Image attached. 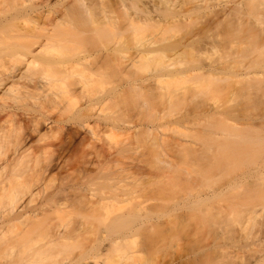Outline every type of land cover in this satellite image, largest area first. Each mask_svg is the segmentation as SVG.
Segmentation results:
<instances>
[{
  "label": "bare ground",
  "instance_id": "obj_1",
  "mask_svg": "<svg viewBox=\"0 0 264 264\" xmlns=\"http://www.w3.org/2000/svg\"><path fill=\"white\" fill-rule=\"evenodd\" d=\"M138 1L108 0L105 3V0H0V68H1L0 91H2V93L0 92V123L2 121H4L5 123L12 122L11 125L9 124H7V126L5 124L0 125V264H141L142 260L147 259L152 255L151 252L152 249L154 250V248L158 246L156 244H159V242L156 241H154L155 243L153 245L152 236L155 234L157 235L158 232L163 233V227L162 225L157 226L156 224H158V222L155 224L153 220V213L155 212V209L156 210L158 209L157 206L153 211V208L155 207L154 204L155 203L157 204V202L153 204L154 202L153 200L157 199V198L153 199L155 198V194L153 196L152 191L153 192L155 191L152 190L151 189L152 187L149 186L147 183H145L144 181H140L139 179H136V177L134 176L130 177L131 179H129L128 177H126L127 176L126 175L125 176L126 178H123L124 172L122 171H120L121 173L120 172L117 173V171L116 172L109 171L110 173L108 174L104 172L106 166L105 163L104 164L96 163L94 158L91 159L92 157L91 154L94 153H95V157L96 156L101 157L102 152L99 149H102L101 148L102 146L98 145L93 153L91 152V154L87 155L90 157L85 158L84 161L85 164L98 166L97 168L95 167V169L93 168L91 172H89V167L85 166L84 169L85 174L83 175V177L79 179L63 178L62 180L59 179V182L57 180L56 182L58 183H55L53 177L55 166L65 158L64 155L65 153L71 151L72 147L75 145L74 143L77 142L76 141L77 136L82 135V133L91 134L89 129L83 126V123H87L90 128H95L93 126V123L95 122L96 126H99V129L102 130L103 128L111 127V123H110L111 118L104 116L100 111V108L97 107V104H100V107H102L108 98H98V99H92L90 97L88 98V95H86V91L84 90L86 84L90 82L91 84L93 82H100V83L109 82V83L118 84L120 82H123L125 79L128 83L129 80L130 79L133 80L135 76V79L129 82L128 84H130L131 87L130 92L133 91L134 94L133 93L132 94L137 95L136 99H138V95L140 96V94H142L141 93L142 91L148 89V86L146 88V85H148L149 82H151V80L154 81L155 79L154 82H158L159 80L165 81L172 79L179 81L178 79L180 78L181 79L186 78L188 81L194 79L193 82H195V79L199 76H203L204 80L206 78V75L207 78L211 77L212 79L213 78L212 75L216 74V76H218L217 75L218 72H220V74H223L225 70L227 72V68L230 67L229 62L227 64L225 63L226 61H223L220 58L218 60L220 64L217 63V61L215 60L209 61L213 63L207 69V65L211 63L207 64L206 61L202 62L203 60L202 58H204L202 57L199 61L202 62L199 63L200 66H198L197 64L198 62L196 63L193 58L192 62H195V68H194V64H192L191 62L189 65L190 66L192 65L193 67L189 66L190 68H188L187 66H185L187 69L183 70L182 68L180 70L178 68L172 67V65H175L176 67L178 64L176 65L177 62H174L175 64L171 63L170 61H172L173 59H170L169 56L172 55L171 57L174 58V55L176 54H174L173 52H175L176 50H180V49L183 50V48L185 50V48L191 47L192 42L190 44V40L189 42L176 41L175 43V41H173L174 43H172L171 41V43L170 42L168 43L167 41L165 42L164 39L160 40V39L150 38L149 40H147V42L146 41L144 42L145 45L144 43H142L143 46L141 44V47L139 46V43L138 45H136L137 43H135V40H133L135 39L133 35L136 34L135 32L137 31V25L139 23L138 21H140V19L138 18L140 16V14H138L140 10L141 12H144L143 14L145 15L144 20L142 19L143 21L141 20V22H143V24H145L146 26L153 25V27L156 23H158L159 26L163 22L166 23L164 18L167 21L169 19V22H171L170 18L172 17L174 18L176 17V15L180 16L179 14L183 12L184 13L183 16H186L187 21L185 22L184 20L185 17H183V19L181 17V19L179 20H184L183 21L185 22L184 27H186V25L190 23L188 22L190 19L189 20L187 19V16L188 17L189 15L191 16L192 12L190 11L193 10L194 13L196 11L194 9L197 10L202 9L201 11H203V9H206L207 5L204 4L198 5V3L194 5L192 4L193 5V6L191 5L192 9H190L191 7L189 8V6L187 7L188 9H190L189 11L187 10L186 6L183 5L184 7L182 6L183 10L181 11V7L179 9L178 5H176L177 4L176 2L170 3L171 0H167L170 1L169 2L170 5L168 4L167 6L165 3L166 9L164 10L162 8L165 7H162L160 8V11L159 8L157 9L156 7V9L158 10L157 11L153 9L151 6H147V5H146L147 8L144 7L146 8V10L144 8L138 7L136 5ZM131 2L133 3V5H136V7H134ZM128 3H131L132 6L129 5ZM173 4L176 7L172 6ZM211 5L208 6V9L210 11L204 10L205 12H207V14L204 13V15L209 16L211 18L210 22H212V20H215V22L219 21L217 20V18L220 15V14L217 15V13H219V10L218 11L213 10L212 12L211 8H209ZM204 6L206 7L204 8ZM184 8L186 9L184 10ZM142 9L145 11H143ZM131 10L132 12H130ZM122 11H124L125 12L124 14L126 15H124ZM135 11L139 16L135 17L136 15L134 14ZM185 11L189 13H186ZM208 11L209 13L212 12L213 17H211L212 15L210 16L211 13L208 14ZM214 11L215 13L217 12L215 15H214ZM224 11L225 10L223 9L221 10V12L223 13L222 15H224V13H226L228 10L225 12ZM154 12L158 13L157 18H155ZM229 14H231V12ZM121 15L125 16V18H123ZM169 22L166 24H169ZM179 22L177 24H179ZM206 23L207 24H205V26L208 27L207 29H205L203 28L205 26H203L202 31L204 30L207 31L209 29L211 32H214L215 29H213V27L215 26H212L211 25L212 23H209L208 21ZM218 23L219 22H217L215 25H217ZM145 25L144 27H146ZM209 26H211L210 27L211 29L209 28ZM155 27H157V24L155 25ZM187 27L191 28V26L189 25ZM200 30L198 29L199 32ZM191 32L188 33L187 36L190 34L189 37H192L194 33L197 34V31L196 32L193 31L192 33ZM199 32L198 35L196 34L195 35L199 36L200 35ZM185 36L186 35H184V39H182L183 38L182 37L179 40L181 39L186 40L187 38H189V37L185 38ZM214 36L213 38H215ZM193 38L194 37H192V39ZM211 41L212 43L215 44L214 40ZM211 41H208L209 42L208 45L206 44L207 42L206 43L204 42L207 48L211 47L209 46ZM217 43L218 42H216V45L211 48L215 49L217 47ZM71 44H82L85 48L83 50L71 53L67 58H63L62 55H64V53L62 49L66 46L67 47L70 46ZM219 45L220 44H218V46ZM137 46L139 48L135 49V47ZM124 49L128 50V52L126 51L127 54H129L128 56H126L125 54H124L125 56L123 55V52L125 53V51H123ZM195 49L196 51L199 50L201 51L202 49L201 45H199V50H197L198 47L196 46ZM195 49L193 50L195 51ZM172 50L175 51L172 52ZM187 50L189 49L187 48L186 51ZM215 50H217V48ZM169 52L172 53L169 55L168 54ZM187 52L190 53L189 51ZM201 53L203 54L204 52ZM179 54L183 55L181 54V52ZM186 54L187 53L185 52V55ZM198 54H200V52ZM195 55L196 54H194V57L197 56ZM167 58L168 60L169 59L170 60L168 61ZM142 59L143 60L146 59L147 61L148 59L152 60V62H155V66H159V67L162 66V68L164 67L165 70L164 69L157 70L158 68L157 69L155 68L156 71L151 75H146V77L141 75L142 78L141 77L139 78L137 75H134L131 71L135 68L133 72H135V70L137 72V69H139L138 63L142 62L143 61ZM198 59L199 57H197V60ZM166 60L171 64L168 65L169 63L167 64ZM221 60L223 61L222 62L223 65H221L222 64L220 62ZM147 61H145L146 62L145 64H147ZM216 63L218 65H215ZM224 63L227 65V67H225L226 65L224 66ZM7 64H10V66H8ZM152 64L153 63H151L150 65L149 63L147 66L143 65L142 68L144 67L146 69L148 66L149 67L152 66ZM201 66L205 67L207 70L205 68H201ZM233 67L234 65L230 67V69L233 70ZM245 69L247 70L249 68L248 67L246 68L245 66ZM245 69L242 70L241 68L242 71L241 70L240 71L242 72V74H238L241 72L237 70L238 71L237 74L241 77L243 76V78H245V81L246 78L250 80L249 78H251L253 74H251L252 73L251 71H250L251 73H249V71L243 72L246 71ZM232 70L228 72L232 73L231 72ZM127 72L129 73L127 74ZM138 73L140 75V72ZM225 73L224 75H226ZM125 74H127L128 76L133 75V78L129 77V79H127L128 76ZM209 74L211 76H209ZM74 75L79 77L78 83L76 82V84L79 85V88L77 87L76 84L75 86L77 88L73 87L72 85H67L69 84L68 80H71V78ZM122 75L125 76V79L124 77L123 79L121 78ZM241 77H239L240 80H243ZM121 79L123 81H121ZM216 79L219 80L218 77ZM184 80L185 79H183V81ZM199 80L196 83H199ZM147 81L149 82L146 83ZM143 84L145 85V88L143 87L144 86ZM156 87H158V84ZM156 87H154V89H156ZM159 88L161 89L160 86ZM153 90H151V94L153 93L152 92ZM157 90L158 89H156L155 91ZM121 92L118 91L117 95L115 92V96L117 97ZM180 93L182 92H179V95ZM158 94L161 95L160 93ZM79 97L85 100L82 106L78 109V112L76 113L77 114L82 113L83 115L88 116L90 118L84 122H81V120L78 118L76 114L75 117L73 118L74 121L73 125L69 126L65 124L66 120L62 119L60 116H62V113L66 110L68 104L70 105V103L73 102L74 98L76 99ZM155 97L156 96H154L153 98ZM182 97H186V96H182ZM31 98H33L34 100ZM29 99H31L30 100L31 103L29 102ZM128 103L131 102L129 101ZM134 104L137 105L138 103H134ZM145 106L148 107L147 105ZM93 108H95L96 110L92 111ZM54 110H59L58 111L59 117L55 118L49 115V113ZM207 110H209V108ZM221 112L219 110L217 111L216 109L215 110L210 109L209 113L207 111V115H209V118H211V116L213 118V116L215 115L216 120L214 119L213 121H217L216 115L218 117L219 114H223L225 111L223 113ZM114 113L115 112H113L112 118L115 119L123 118L119 116V114L114 115ZM151 114H148L150 116L149 118L150 123L148 121V123H144L147 125L143 124L140 127L138 126L139 127L138 130L140 128L143 129L146 132V135H148L145 136L143 134L144 131L142 130L143 136L147 138L150 137L152 141L150 140L149 142H152V145L158 146V144L160 143L159 139L161 140V138L158 137L159 136L158 134H157L158 136L156 135L155 131H158V127L160 124L156 125L155 122H157V120L159 121L161 118L158 117L157 119L156 113L155 114L153 113L152 115ZM19 115L22 116L20 117ZM25 115H27L28 117H25ZM17 116H19V118ZM221 116L222 115H219V117ZM147 118L148 117H146V119ZM181 119H184V117ZM220 120L223 119L221 118ZM124 122L125 123L123 124L125 125H131L133 120H130L128 122L124 121ZM177 122L179 124V127H181L182 122L180 121L181 123H179V121H176L175 123L177 124ZM51 124H53L55 128L62 129V132L60 134L61 136L57 134H51L53 130L49 132L50 134L49 133L47 134L45 131H43L46 125H48L47 127L49 128ZM120 127H122V125H120ZM123 127L125 126L123 125ZM127 130L130 129H126V131ZM34 134H37L36 138H34ZM151 136L153 137V139ZM155 136L157 139L155 138V142H154ZM129 138L130 141L131 140L133 141L135 139V138L133 139V137L131 139V136ZM165 139L167 138L165 137ZM135 140H136L135 142L133 141L134 144L138 143L137 137ZM172 140L173 142L177 141L176 142L177 144L176 143L172 144L173 143ZM172 140L170 139L171 147L176 144L177 145L176 147H178L179 145V148H181L184 142L183 141L184 139H181L182 140L181 141L180 137L178 140H174L173 138ZM130 141L128 140L129 143L121 148L116 146V148H120L119 149L120 151L118 152L119 153L123 152V155L125 156L130 151L132 152L134 149H136V147L134 146L137 144L133 145L132 141L131 142ZM35 142H39L36 144L38 146L36 145L34 146ZM161 142L165 143V140L164 141L161 140ZM167 142L168 140H166V143ZM187 142L189 141L186 140L185 143ZM224 142L225 141H223L222 143L224 144ZM215 143L217 144V142H214V144ZM168 144L169 143H167V145ZM204 144L207 145V142ZM93 145H97V144L94 143ZM152 145L149 146L153 147ZM191 145L192 142L190 146L187 145V147H189L188 149H191V147L193 149L194 144L192 146ZM160 146L163 147V144ZM202 147H203L202 144L201 147L199 145L201 151L204 150L203 151L204 156L199 152L198 149H197L198 151L197 154L196 153L197 151H195L196 149L195 147H194L195 149L192 150L191 152L194 151L193 152L194 154L196 153L199 156L201 155L199 157V160L207 161V159L209 160L210 158H212L210 155H208L210 158L205 157V155L207 156L209 152L208 151L209 148L206 149V147L204 146L205 149L203 147L202 150ZM248 147L252 148L250 146ZM248 147H246V149L242 148L241 150L242 151L244 149L247 150ZM173 148L175 147H172L171 149ZM55 149L59 150L58 156L55 154V158L57 159L53 158L54 156L52 157L46 156L47 158H49L48 160L46 158L47 161H44L46 162V164L44 165L43 162L41 161L42 165H40L41 164V162L39 161L40 158L38 159L35 158L39 156L38 155L39 152L40 154L42 153L43 155L45 154L48 155L49 153L52 154L51 152H55L54 151ZM110 149H112L111 146ZM150 149L151 148H149V150ZM252 149H256V148H252ZM179 150L181 151L180 153H182L184 151V148L183 150L182 149ZM211 150H213V148H211ZM256 150L258 151V149ZM261 150L264 151L263 148ZM150 151L147 150V152L149 153ZM153 151H156V149L155 150L153 149ZM172 151H174V149ZM187 151L188 150L186 148L184 153L188 154V152H190ZM231 151L233 152L232 149ZM125 152H127V154H124ZM159 152L162 151H158L157 153ZM164 152H166L165 149ZM191 152L190 154L192 155L193 153ZM245 152H241L239 150V153L241 154L244 153L243 156L245 155ZM36 153H38L37 154L38 156H36ZM249 153L248 154L251 155L252 152L249 151ZM173 154L175 155V153ZM173 154L172 156H174ZM176 154H177V150H176ZM183 154L181 155L185 160L184 157L185 154L184 155ZM194 154L192 155V157L191 155L188 154L187 158L188 157L190 159L193 158ZM233 154H235V151L234 153H232V155ZM52 155H54V153ZM152 155L154 154L150 153V156ZM164 155L160 154L158 157H156V159L160 158V156H163L160 158L161 163L162 164L165 163V166L167 165L172 166L170 164L172 163L171 161L173 160L170 161L168 160L170 158H176L177 155H179V153L176 155V157H170L169 154H167L168 157L167 155H165V158L167 160L164 159ZM181 155H179L178 157H181ZM197 155L196 157H194L195 159H198ZM238 155L239 154H237V156ZM249 155H245V156L248 157ZM217 156L215 152V156H213V159L211 161L213 163H210V161H207L206 163L207 164L206 169L208 167L211 168L213 171H211L210 169V172L212 173L214 172L215 169L214 157H216L217 159ZM218 158L220 159V157ZM235 158L233 157V159L230 158L229 159L232 162V160H235ZM219 159L217 160L219 162L218 164H220L221 161V159L220 161ZM239 159L240 158H238L237 161H239ZM113 160L114 159H109V161H111V164ZM180 160H182V157L178 161ZM184 160L182 161L185 162V164H187L186 163L187 161ZM241 160H243V158ZM188 161L191 162V160L189 159ZM206 161H204V163ZM208 162H209V166H208ZM173 164H177L176 161L175 162L173 161ZM226 164L228 165L229 162H227ZM165 166L163 168H165ZM216 166L218 168L221 165H217L216 163ZM222 166H224V164ZM172 167L171 169H173ZM217 168L215 170H217ZM129 169H128L129 173L128 171H126L124 174H129L131 176V174L134 171L132 172L131 171L132 169L131 170ZM182 169L184 170V167ZM258 169L260 170L261 168ZM122 170L124 171V169ZM187 170L188 169H186L185 171ZM259 170L257 171V173L261 171ZM189 171L190 170L186 172V175L188 174V176L192 175L191 172ZM210 172L207 173L210 175L212 174ZM207 173H206L207 176L204 174L205 177L203 179L204 180L203 182H205V179H208L206 178L209 176ZM246 173H248V175L250 174V172H246ZM107 175L110 176L108 177ZM245 175L246 174L244 173V176ZM258 175L259 174H257L255 178L258 177ZM178 176L176 175V177ZM244 179L246 180V178ZM55 180H56V176H55ZM189 180L190 181L193 180L192 177ZM178 181L181 183L180 185H182V178ZM203 182L199 184L200 190L198 188V191H197V187H199L198 184H197L198 186L196 185L197 187H195L196 189L192 187L194 190V193L192 194L197 195V197L200 199V200L196 199V201L198 200L196 203H198L199 201L201 202V200L202 201L206 200L207 198L209 199V197L212 196L216 197V195L218 196L223 190V189L220 190L221 191L220 192L219 190L215 189L214 186H211L212 185L211 183L210 185H208L209 182H205L207 184ZM202 184H204V187L201 186ZM177 185L180 186L178 183ZM205 185L208 186L205 187ZM184 187L182 185L181 188H179L181 189V194L179 195L180 197L183 194L182 188ZM188 187L184 188L185 192L187 193L189 190L192 189L191 187L189 188ZM187 188L189 189L188 191L186 190ZM208 188H212V190L214 189L215 191H219V193L215 195V191L211 192L212 190H209ZM174 189L178 190L176 188ZM193 190L189 191V194L193 192ZM195 191L197 194L195 193ZM164 194L166 195V193ZM192 194H190L189 198L192 197ZM167 196L169 197V194ZM193 197L195 198L196 196L193 195ZM172 198L173 197H171V199ZM171 199H169V201ZM210 200L212 199H209V201ZM125 204L126 205L129 204L131 206L127 205L130 208L127 207L128 209L126 208V210L123 208L124 209L123 211L121 210V207ZM107 206L110 208V209L108 208V210L110 211L109 213L108 212L106 213L105 210ZM101 209H103L106 213L103 215L104 217L102 218H101V214H99ZM95 220H98V222L104 221V223L101 224L99 223L98 226L95 225ZM174 222L175 221H173V223ZM169 224L171 223L169 222ZM169 224L167 223V226ZM90 225L91 227H89ZM160 227H162V231ZM173 227H176V225ZM153 228L155 230L158 229V231H156L155 234H153L154 233ZM167 228L168 227H166L165 225L164 232L167 231ZM141 230H143L145 233L144 234L145 237L142 238L143 244L134 245L137 241L138 236L141 237L144 236L142 234L143 231ZM140 231H141V235H140ZM156 235L153 236L155 237V239L158 237V236L156 237ZM141 237H139L137 244H139L140 242L139 240ZM166 237L167 236L165 234V238ZM160 238L161 239H156V240L157 241L161 240V243L163 244V242H165L163 239L165 238L164 237H160ZM144 239L146 240V242ZM152 246H154V248ZM261 255H263L264 257L263 253ZM260 257H257V259H263L262 257L261 258ZM248 260L250 263L248 261L246 262L245 260L243 261H245L246 264H252V261L250 259ZM256 264H258V262H256Z\"/></svg>",
  "mask_w": 264,
  "mask_h": 264
},
{
  "label": "rangeland",
  "instance_id": "obj_2",
  "mask_svg": "<svg viewBox=\"0 0 264 264\" xmlns=\"http://www.w3.org/2000/svg\"><path fill=\"white\" fill-rule=\"evenodd\" d=\"M107 1L108 0H105V3ZM169 2L170 1H167V0L166 1H164V0H139L136 3V5L140 8H144V7H146V5L151 6L155 10H157L159 8V11H160V8L165 7V3L168 6V4L170 5V3H173V2L177 3V4L176 3L175 4L178 5L179 9L181 7V11L183 10V8H182L183 5L186 6V8L188 6L190 8L192 4L194 5V4L198 3V5L204 4V5H207V7L204 6V8L206 7V9H203V11H201L202 9H199V10L194 9V7H193V9L196 10L197 12L195 11V13H194L192 10V11H190V12H192L191 16L190 15H189V17L187 16V19L188 20L190 19L188 21V22H190L188 25L191 26V28L187 27L188 25H186V27H184L185 22L187 20H186V16H183V14H184L183 12L179 14L180 16L176 15V17H174L177 22L175 21V19L173 17L170 18L171 22H169V19L167 21L164 18L166 23L169 22V24H166L165 22L161 21V22H163L162 23L163 25L162 24L160 25L161 27L159 26L158 23H156L157 27H155L156 24L154 25V27H153V25H148L149 26L148 27L145 24H143V22H141V20L142 19L144 20V18H145V15L143 14L144 12H141V10H140V12H138V14H140V16H139L135 11L134 12V14H136L135 17L139 16L138 18L140 19V21H138L139 23L137 25V31L135 32L136 34L133 35L135 37V39H133V40H135V43H137L136 45H138V43H139V46L141 47V44L144 43L145 41L147 42V40H149L150 38L151 39L155 38V39H160V40L164 39L165 42L167 41L168 43L169 42L171 43V41H172V43H174L173 41H175V43H176V41H179V42L180 41H188L189 42V40H190V44L192 42L191 47H187L189 49L187 51H189L190 53H188L186 51L187 48H185V50H184V48H183V50L182 49L176 50V51L172 50V52L175 51L173 53L176 55H174V58L171 57L172 55L169 56L170 59H173L170 62L173 64H175L174 62H177L176 65L177 64L179 65V66L177 65L176 67H175V65H172L173 68H178L180 70L183 68V70H184V69H187L185 66H187L188 68L193 67L192 65L190 66L189 64L193 61L192 59L194 58V61L196 63L198 62L197 63L198 66H200L199 63H202L203 61H206L207 64L211 63V64L207 65V69H208L209 66L212 65V63H213V62H209V61L215 60V61H217V63H219L218 60L221 58L223 61H226L225 63L228 64V62H229L230 67H232L234 65L235 69L233 67V70H232L228 66L229 68H227V72H226V70H225L226 73L224 72L227 76L224 75V73L220 74V72H218V74H217L218 76H216V74H214V75H212V77H213L212 79H211V77H208L209 80H208L207 75H206V78H205V80L207 79L206 81L204 80L203 76H199L200 78L197 77L195 79V82H193L194 79L188 81L186 78H182V79L180 78V79H178L179 81L173 80V79L172 80H165V81H162V80L158 81L157 80L158 82H154L155 79H154V81L151 80V82L147 81L146 83L149 82V84L146 85V83H145V85H146V88L148 86V89H145V90L143 89L144 91L141 92L142 94H140V96L138 95V99H136L137 95H133L134 94L133 91L130 92L131 87H130V84H128V83L135 79V76L133 78V75L132 76L127 75L130 71L127 72V74H125L128 76L127 79H129V77L133 78V80L130 79L128 83L125 79V76L122 75L121 78L123 79V77H124L125 80L123 81L121 79V81H123V82H120L118 84L117 83H109V82H107V83L93 82L92 84L90 82V83L86 84V86H85L86 89L84 88V90L86 91V95H88V98L89 97L92 99L108 98L105 101V104L109 103L111 101V103L109 104V108L112 109L113 112H115L114 115L119 114V116L123 117L120 119H122L126 122L133 120L131 125L122 124V128L130 129V130H127V133L130 134L131 139H132V137H133V139L134 138L136 139V137H140V140H141V141L139 140L140 144H144L143 142L147 141V143H150L149 145H152V142H149L151 140V138L148 137L149 138L148 139L147 137H145V136H148V135H146V132L141 128L138 130V128L140 126H142L144 123H148V121L150 123V119H149L150 116L148 114H151V113L155 114L156 113L157 119H158V117L161 119L159 121L156 119L157 122H155V124L156 125L160 124V125L158 127V131H155V133H156V135L157 134L159 135V136L158 135L157 136L160 137L162 141L165 140V143L161 142V140L158 138L159 142H160L159 144L160 145L163 144V147H161L159 144H158V146L156 145L157 147L155 145H152L153 147L150 146L149 148L152 149V150L150 149L151 151H153V149L154 150L156 149V151H153L154 153L151 152L149 150V148L147 149L148 151H150V153L154 154V155L150 156V153L147 152V150L143 151L144 153L139 152V154H137V152H136L137 151V145H135L137 143L134 144V142L136 141L134 139L133 140L134 142L132 140L131 141H132L133 145H135L134 147H136V149H134L132 152L128 151L129 152L128 154H127V152H125L124 154H127V155L124 156L123 152H120L122 154H120L118 152V151H120L119 149L121 147L116 148V146L121 143L120 137L119 136H112V137L108 138V135H107V129L108 128H103V130L100 129V131L104 133V136L100 137V139H97L98 141L93 140V137L91 136L92 134L82 133V135L77 136V140H76L77 142L74 143L75 145L72 147L71 151H69V152L67 151L68 153L64 154L65 158L63 160H61V162H59L55 166V171L53 174L56 176V180H55L54 175H53V177H54L55 183H58L59 179L62 180L63 178H65V179L66 178L67 179H79V178L83 177V175L85 174L84 173L85 166L89 167V172H91L93 170V168L95 169V167L97 168L98 166L85 164L84 163L85 158L90 157L87 155L91 154V152L93 153L95 148L98 145L102 146L101 148L103 150L99 149L102 152L101 157H97V156L95 157V153H94V154H91V156H92L91 159L94 158L96 163H100V164L105 163L106 166L104 165L105 166L104 172H106L107 174L110 173L109 171H113V172L117 171V173L122 171L125 173L130 168L129 170L132 169L131 171L132 172L134 171L133 172L134 175H133V173L131 174V176L129 174L123 173V175H124V177L122 176L123 178L128 177L129 179H131L130 177L134 176V177H136V179H139L140 181H144L145 183H147L149 186L152 187L151 189L155 191V192L152 191V193H153L152 195L154 196V194H155V198H153V199L157 198L158 200L157 199L153 200L154 201L153 204L155 202H157V204L156 203L154 204L155 207L153 208V211L157 206H158V209L157 210L155 209V212L153 213V220H154L155 224L158 222L159 225L156 224L157 226L162 225L163 233H164L163 234L162 232L161 233L158 232L159 235H158V233L156 235L155 232L158 231V229L156 228L157 230H155L153 228L154 229L153 234H155L156 237L158 236L156 239H161L160 237L165 238V234H166L167 237L165 239L167 240V242L170 243V236L171 235H179L180 240L182 242L187 243L188 238L183 234L185 232V226L190 225L189 231L191 232L192 239L195 240L196 239L197 224H198V220L196 218L195 213H193L192 211H189V209L192 208L193 206H195V207H202L203 211H207L208 206H210L207 204V201H209V199H213V197H215V196L209 197V199L207 198L208 200L206 198H204L206 200H203V201L201 200V202L199 201L198 202L199 204H198L196 202L200 199L197 197V195L192 194V193H194L193 188L197 187L200 183H202L204 181L203 180L205 177L204 174L206 175L207 172H210L211 168L208 167L206 169V166H207L206 163H207V161H210V163H213L211 161L213 159V156H215V152H216V156L218 155L217 159H216V157H214L215 169L217 168L216 163H217V165H221V166H219L217 168V170L214 169L213 173L210 172L213 175L212 174L209 175L207 173L209 176L206 177L208 179H205V182H209L208 185H210V183H211L212 184L211 186H214L215 189H217L219 191L223 189L222 192H224V190H225V192H227L229 189H231L232 187H234L237 184H241V183L254 184L260 179V176H259L260 172L257 173V171L259 170L258 168H261L262 162H264V153H263L264 151L261 150L262 148L264 149V147H263L264 146V144H263L264 143V125H261V124H264V122H263L264 121V81H263V79H264V0H171V2L170 3ZM131 3H128V4L131 5ZM208 4L213 5V6L211 5L209 7V8H211L212 12H213V10H215V11L219 10V13L216 12L217 15L220 14L219 15L220 18L217 16L218 17L217 20H219V21L215 22V20H212V22H210L211 18L209 16L204 15V13L207 14V12H205L204 10H206V11L209 10ZM132 5H133V3H132ZM136 5H133V6L136 7ZM172 6H175V5L173 4ZM156 7H157V9H156ZM146 8H144V9L146 10ZM186 8H184V10ZM131 9H133V8H131ZM162 9L165 10L166 7L162 8ZM190 9H192V7ZM190 9L187 8L188 11ZM222 9L225 11L228 10L229 12L227 11L226 13H224V15H225L224 16V15H222L223 13L221 12ZM134 10H135V8H134ZM145 10H143V11H145ZM209 11H208V14L211 13L210 14V16H211L212 12L209 13ZM215 11H214V15L216 14ZM122 12H123V14L125 13L124 11H122ZM130 12H132V10ZM178 12H177V14H178ZM230 12H231V14H229ZM186 13H189V12H186ZM199 13H201V14H199ZM124 15H126V14H124ZM154 15H155V18L158 17L157 12ZM185 15H187V14H185ZM122 17L125 18V16H122ZM181 17H182V19H183V17H185V19H184L185 22H183L184 20H179V19H181ZM211 17H213V15ZM207 21L209 23H212L211 24L212 26L216 27V28L213 27V29H215L214 32H211L209 29L207 31L206 30L202 31L203 28L207 29L208 26H205V24H207L206 23ZM213 21L215 22V24L217 22H219V23L217 25H215ZM178 22H179V24H177ZM144 25L146 27H144ZM150 26H152V27H150ZM203 26H205V27H203ZM210 27L211 26H209V28ZM198 29L199 30L201 29L200 32L198 31ZM189 31L190 32L191 31L192 32L197 31V34L196 33H194L193 35L191 34L192 37H194L193 38L194 40L192 39V37H189L190 34L187 36V34L190 33ZM198 32L200 33V35L196 36V35H198ZM184 35H186L185 38L189 37V38H187L188 40L187 39L182 40V39H184ZM210 36H212V37H210ZM213 36L215 38H213ZM134 37H132V38H134ZM180 38H182V39L179 40ZM191 40H193L194 43ZM211 40H214L215 44L212 43ZM208 41H211V43L209 44V46H211V47L215 46L216 42H218L217 47H216L217 50H215L216 48L215 49H212L211 47L207 48V46H205L204 42L205 43L207 42L206 44L208 45V43H209ZM196 42L198 43V46H197ZM193 44L196 47H198L197 50H199V45H201V48H202L201 51L200 50L196 51L195 46ZM203 44H204V46H203ZM211 44H213V45H211ZM218 44H220V45L218 46ZM144 45H145V43H144ZM142 46H143V44H142ZM218 47H219V49H218ZM84 48L85 47L82 44H71L68 47L66 46L62 49V51L64 53V55H62V57L67 58L71 53L83 50ZM138 48H139L138 46L135 47V49H138ZM193 49H195V51L198 53L200 52V54L196 53ZM123 51H125V53L123 52V55L124 54L126 56L129 55V54H127V52H128L127 49H124ZM177 51H179V52H177ZM184 51L187 53L186 55H185ZM172 52H169L168 54L170 55ZM180 52L183 55H180L179 54ZM193 52H194V54L197 55V56L195 55L196 57H194ZM201 52H204V53L202 54ZM177 53L179 56L177 55ZM198 55H201V56H198ZM197 57H199L198 60H197ZM202 57H204V58H202ZM176 58H177V60H176ZM201 58L203 60H202V62H199ZM167 60H168V58H167ZM167 60H166V63L168 64L169 62H167ZM222 60L220 61L221 63L223 62ZM145 61H147V60L145 59L142 62L138 63L139 69H137V72L135 70L136 74H135V72H133L135 68L131 71L134 75H137L139 78L140 77L142 78L141 75H143L145 77H146V75H151L152 73H154L156 71L155 68L156 69L158 68L157 70L164 69V67L162 68V66L161 67L155 66V62H152V60H149V59H148V61H149L150 65H151V63H153L152 66H150V67L148 66L146 69L144 67L142 68L143 65L147 66L149 64L148 61H147V64H145L146 63ZM215 61H214V63H215ZM195 62H192V64H194V68H195ZM171 63H169L168 65H170ZM180 63H181V65H180ZM186 63H187V65H186ZM217 63L215 65H218ZM225 63H224V66L226 65ZM7 65L10 66V64H7ZM140 65H141V67H140ZM221 65H223V63ZM202 66H201V68H205L206 64H205V67H202ZM245 66H246V68L248 67L249 69L246 70ZM225 67H227V65ZM241 68H242V70H244V69L246 70L243 72H248V71H249V73L252 72L251 74H253V76L251 78H249L250 80H248V78H246V81H245V78H243V76L241 77L238 75V74H242ZM230 70H232L231 71L232 73H229ZM237 70H239V71L241 70L240 71L241 73L237 74V72H238ZM234 71H236V72H234ZM138 72H140V75ZM233 73H235V74H233ZM236 74H237V76H236ZM209 76H211V75L209 74ZM73 77L71 78V80H68L69 84H67V85H72L73 87H76L75 84H76V82L78 83L79 77L75 76V75ZM204 77H205V75H204ZM217 77L219 80L216 79ZM239 77H241L243 80H240ZM201 78H203V79H201ZM260 78H263V79H260ZM183 79H185V80L183 81ZM197 79L199 80V83H196V82H198ZM72 80L73 81L75 80V81L73 82ZM157 84H158V87H156ZM76 85L79 88V85L78 84H76ZM145 85L143 86L144 88H145ZM159 86L161 87V89L159 88ZM150 87L153 89H154V87H156V89H158V90L155 91L156 89L153 90ZM162 87H164V88H162ZM146 90H148L150 92H148ZM151 90H153L152 94H151ZM118 91H120V92L122 91V92L120 93L121 95L119 94L116 97L115 92L117 95ZM0 92L2 93V91H0ZM97 92H102V95H97L96 94ZM156 92L160 93L161 95H159ZM179 92H182V93H180V95H179ZM184 93H186L187 95ZM154 94H157V95H154ZM181 94H182V96H186V97H182ZM151 96H153V97L156 96V97L153 98ZM157 96H160V97H157ZM180 96H181V99H180ZM161 98H163V99H161ZM31 99H33V98H31ZM31 99H29L30 103H31V101H30ZM131 99H133V100H131ZM84 100L80 97L76 98V99L74 98L73 102H71L70 105L68 104V106L66 107V110L62 113V116H60L62 119L66 120L65 124H67L69 126L73 125V122H74L73 118L77 114L76 112H78V109L82 106ZM146 100H148V101H146ZM129 101L132 104L128 103ZM134 103H138V104L135 105ZM140 105H142V106H140ZM145 105H147L148 107H146ZM143 106H145L146 108ZM72 108H75V112H73L71 116L67 115L66 113H68L69 110ZM208 108H209V110L210 109H214V110L216 109L217 111L219 110L220 112L222 110L221 113H223L224 111L225 112L223 113L224 115L219 114V115H222L221 117H219V115L217 117V115H216L217 121H213L215 119V115L213 116V118H212V116H211V118H209V115H207V111L209 113V110H207ZM58 111L59 110L51 111L49 113V115L51 117L57 118V117H59ZM21 112H23V111H21ZM225 113H226V115H225ZM145 114L148 116H146ZM19 116L21 117L22 115H19ZM19 116H17V117L19 118ZM224 116H227V117H224ZM25 117H28V116L25 115ZM146 117H148V118L146 119ZM183 117H184V119H181ZM141 118H143V119H141ZM221 118L224 121L220 120ZM175 120L179 121V123L182 122L181 127H179L178 122H177V124L175 123L176 122ZM186 120H187V122H186ZM184 121H185V123H184ZM173 123L176 125H174ZM2 124H5L7 126V124L11 125L12 122L5 123L4 121H2L0 123V125H2ZM123 125L125 127H123ZM144 125H147V124H144ZM47 126L48 125H46L44 127L45 129L43 130L47 134L49 132H51V130H53L51 132V134H57V135L61 136L60 134L62 132V129L55 128L53 124H51L50 125L51 127L49 126V128ZM93 126L96 127L95 122L93 123ZM142 130L144 131L143 134L145 136H143ZM134 133H136V134H134ZM231 133L234 135H232ZM36 136H37V134H34V138H36ZM165 137L167 139H165ZM179 137H180V140L184 139L183 140L184 141L183 142L184 147H183V145L182 146L180 145L181 148H179V145H178V147H176L177 141L173 142V140H172V138L174 140H178ZM155 138H156V136L154 137V142H155ZM163 138H164V140H163ZM152 139H153V137H152ZM170 139L173 142L172 144L176 143L175 145L172 146V147H175V148H173L174 151H172L173 149H171L172 147L170 146L171 145ZM99 140H101V141H99ZM166 140H168L167 143H169L168 144L169 146L167 145ZM186 140L189 142L185 143ZM221 140H222V142L223 141L226 142V143L224 142L225 145L221 142ZM129 141H130V138H129ZM191 142H192V145L194 144L193 149H192V147H191V149H188L189 147H187V145L190 146ZM206 142H207V145L204 144ZM214 142H217V144L216 143L214 144ZM248 142H250V143H248ZM37 143H39V142H35L34 146ZM94 143L97 145H93ZM195 143L198 145H196ZM242 143H243V145H242ZM40 144H41V142H40ZM102 144L104 145V147ZM201 144L203 147L205 146L206 149L209 148L208 149L209 152H208L207 156L205 155V157H209L208 155H210L212 157V158L209 157L211 160L210 159L209 160L207 159V161L204 160V161H206L205 163L203 160H199V157L201 155L200 156L197 155L198 154L197 149H198L199 152L204 156L203 147H202L203 151H201V149L199 148V145L201 147ZM213 144H214L215 148L213 147ZM226 145L227 146L229 145V146L227 147ZM36 146H38V145H36ZM110 146L112 149H110ZM164 146H165V148H164ZM185 146H186L187 150L190 152L196 148L195 151H197L196 152L197 154L196 153L194 154L193 153L194 151L191 153L194 154V157H196V155H197L198 159H195L194 157H193L194 160H193V158H191V159L189 157L187 158V155L188 154L191 155V154L188 151H187L188 154L184 153L185 149H186ZM208 146H210V147H208ZM239 146H241V147H239ZM245 146L246 147L250 146L252 148H256V149H258V151L256 149H252L249 147L247 150H245L246 149ZM182 147L184 148V151L182 153H180L181 151L179 149L183 150ZM205 147H204V149H205ZM162 148H164L166 150V152L168 150L169 153L167 152V154H169L170 157H176V155L178 153H179V155L184 153L186 155L185 156L183 154L185 157V160L183 159L182 155H181V157H182V160L187 161L186 162L187 164H185V162H183L182 160L178 161L181 158V157H178L179 155H177V157H176L177 160H176V158H170L168 160V161L173 160L174 162L176 161L177 164H173V161H171L172 163L170 162L171 163L170 165H172L173 167L168 166V165L165 166V163L164 164L161 163L162 166L160 164L159 165L154 164L156 161L155 160L156 157H158L160 154L161 155H164V154L167 155L166 152H164V149H162ZM211 148H213V150H211ZM242 148H245V149L242 151L241 150ZM158 149H160V150H158ZM175 149L177 150V154H176ZM231 149L233 150V152L231 151ZM239 150L241 152L246 151L245 155H249L250 154L249 151H250V152H252L251 155H253V156H251V155H249L248 157L245 155L243 156L244 153L243 154L239 153ZM253 150H256V151H253ZM259 150L262 153H260ZM54 151L55 152H51L52 154L54 153V155H52L50 153L48 155L45 153H44L45 155H43L42 153L40 154V152H39V154L36 153V156H38V155L39 156L35 157V158H37V159L40 158L39 161L40 162L42 161L43 164L45 165L46 162H44V161H47L49 159L47 157L54 156L53 158H55V154L58 156L59 150L55 149ZM158 151H162V152L157 153ZM234 151H235L236 155L233 154L234 155L233 156L232 153H234ZM173 153H175V155ZM211 153L213 156L211 155ZM172 154L174 156H172ZM237 154H239V155L237 156ZM165 155H164V159H166ZM192 155H191V157H192ZM235 156H236V158L237 157L240 158L239 161H237L238 158L236 159ZM161 157H163V156H160V158ZM167 157H168V155H167ZM218 157H220L221 161ZM233 157L235 158V160H232V162H231L230 159H233ZM241 157L243 158V160H241L242 159ZM46 158H47V160H46ZM247 158H249V159H247ZM55 159H57V158H55ZM109 159H114L112 161V164H111V161H109ZM144 159H147L151 162L152 166H150L149 170H142L141 166L137 164V161H140L141 165H142ZM188 159L191 160V162L188 161ZM218 159L220 161V164H218L219 163L217 161ZM153 161H154V163H153ZM42 162L40 165H42ZM227 162H229L228 165L226 164ZM204 164H206V165H204ZM223 164H224V166H222ZM164 166H165V168H163ZM208 166H209V162H208ZM171 167L173 169H171ZM183 167H184V170L182 169ZM126 168H128V169H126ZM185 168L190 170L189 172H191L192 175H190V176H188V174L186 175V172L188 170L185 171L186 170ZM122 169H124V171ZM204 169H205V171H204ZM218 169H220V170H218ZM178 170H179V173H178ZM181 170H183V171H181ZM211 171H213V170L211 169ZM246 172H250L251 175L249 174L250 175L249 176L248 173H246ZM251 172L252 173L254 172V173L252 174ZM128 173H129V171H128ZM244 173L246 174L245 176H244ZM91 174H94V173H91ZM178 174H179V176H178ZM180 174H181V176H180ZM257 174H259V175H258V177L255 178V176ZM114 175H117V174H114ZM176 175L178 177L182 178L183 187L184 186L185 187L189 186L191 188L193 187L191 189V190H193V192H191L190 194H192V197H193V195L196 196L195 198L193 197V199L195 201L192 199V197L189 198L190 197L189 191H191L188 189L189 187L186 189L187 191L189 190L188 193L185 192V190H184L185 187L182 188L183 197H182V195H181V197L179 196L181 194V189H179V188H181L182 185H180L181 183L178 181L181 178L176 177ZM253 175H254V177H253ZM119 176H121V175H119ZM191 177L193 180L190 181L189 179H191ZM247 177H249V178H247ZM244 178H246V180ZM57 180H58V182H56ZM175 180H176V182H175ZM205 182H203V183H205ZM177 183L180 186H178ZM205 184H207V183H205ZM208 185H205V187H207ZM201 186L204 187V184H202ZM174 188H176L178 190H175ZM198 188L200 190V185H199V187H197V191H198ZM208 189L212 190V188H208ZM213 191H215V190L213 189L211 192H213ZM219 191H215V195L218 194ZM178 192H180V193H178ZM164 193H166V195ZM195 193H196V191H195ZM168 194H169V197L171 196L173 198L172 199H171V197L169 198L167 196ZM163 196H164V198H163ZM160 197H162V198H160ZM163 199H165V200H163ZM169 199H171V200L169 201ZM196 199H198V200L196 201ZM139 200H141V199H139ZM159 201L160 202L163 201V202L160 203ZM193 201L196 204H194ZM127 205H129V204H127ZM127 205L126 204L123 205L124 207L122 206L121 210L124 211V209L126 210L127 207L130 208L129 206H131V205H129V206H127ZM224 207L227 208V205H224ZM108 208L109 207L107 206L105 209L106 213L110 212L108 210ZM217 208H219V205H217ZM103 209H101L102 211L100 210V212H99V214H101V218L104 217L103 216L104 214H106ZM246 211L249 215L254 211L255 215L258 217L262 210L258 206H255L254 208L246 209ZM179 218H181V219L183 218V219L181 220ZM99 220H100V218H99ZM168 220H171V221H168ZM173 221H175V222L173 223ZM169 222L171 224H169ZM99 223L101 224L102 222H98V220H95V225H98ZM164 223H166V224H164ZM167 223L169 224L168 226H167ZM172 224H174V225H172ZM181 224H182V226H181ZM165 225H166V227H168L167 228L168 232L166 231L167 233L164 232ZM175 225H176V227H173ZM89 227H91V225ZM154 227H155V225H154ZM162 227H160L161 231H162ZM165 230H166V228H165ZM141 231H143V230H141ZM141 231H140V235H141ZM159 231H160V229H159ZM235 231H236V233H238V235L236 236V240L239 241V243L236 244V249H237L236 254L239 255L241 257V259L243 258V260H245L246 262L247 261L249 262L248 259H250L252 261V264L253 263L256 264V262H259L261 259H257V257H260V255L262 253L264 254V252H263L264 248L262 249V247H261V245L264 244V220L257 219L255 221V225L250 230L248 238H246V239H243V240L241 239V236L239 235V233H240L239 228H237ZM142 234L143 235L145 234L144 231ZM155 235H153V236H155ZM160 235H162V236H160ZM153 236H152L153 245L155 243L154 241L159 242L160 246H164L166 244L165 239L162 238L165 241L162 244L161 240L157 241L155 239V237H153ZM139 237H141V236H138L137 241H138ZM144 237H145V235L140 238L139 241L141 243L139 242V244H137V241H136V243L134 245L143 244L142 238H144ZM159 244H156V245L159 246ZM152 247L154 248V246H152ZM257 250H259V251H257ZM261 257L264 259L263 255H261Z\"/></svg>",
  "mask_w": 264,
  "mask_h": 264
},
{
  "label": "clouds",
  "instance_id": "obj_3",
  "mask_svg": "<svg viewBox=\"0 0 264 264\" xmlns=\"http://www.w3.org/2000/svg\"><path fill=\"white\" fill-rule=\"evenodd\" d=\"M96 94L102 95V92ZM110 103L111 101L103 104L102 107L97 104V107L100 108L104 116L111 118V127L107 129L108 138L119 136L121 144L117 147H123L128 144L130 134L127 133L126 128L120 127L124 123L122 119L112 118L113 110L109 108ZM95 110V108L92 109V111ZM73 112H75V108L70 109L66 114L71 116ZM77 116L81 122L90 118L82 113H78ZM83 126L89 129L94 141L104 136L99 126L90 128L87 123H83ZM137 140V154L150 147L147 141L141 145L139 137ZM160 163V158H157L155 164L159 165ZM137 164L141 166L142 170H149L152 166L147 159L143 160L142 165L140 161H137ZM207 204L210 205L207 211H203L202 207L195 206L189 209L195 213L198 220L195 240L191 237L190 225L185 226L183 234L188 238L187 243L182 242L179 235H171L170 243L166 240L164 246H157L152 250V255L142 260L141 264H246L236 254V244L239 241L236 240L238 233L235 230L239 228L241 239H246L255 225V221L257 219L264 220V162L261 164L260 179L256 183L237 184L227 192H221L218 196L213 197ZM224 205H227V208ZM255 206L262 210L258 217L254 211L250 215L246 211V209ZM261 247L264 248V244ZM258 264H264V259H261Z\"/></svg>",
  "mask_w": 264,
  "mask_h": 264
}]
</instances>
